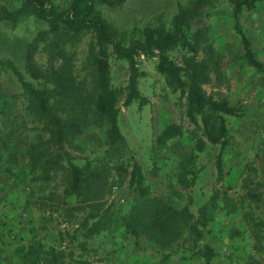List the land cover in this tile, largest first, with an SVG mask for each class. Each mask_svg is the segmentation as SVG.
<instances>
[{
	"label": "rangeland",
	"instance_id": "obj_1",
	"mask_svg": "<svg viewBox=\"0 0 264 264\" xmlns=\"http://www.w3.org/2000/svg\"><path fill=\"white\" fill-rule=\"evenodd\" d=\"M190 1L128 0L117 9L103 5L96 9L113 32L135 39L147 27L169 31L179 6H187ZM20 4L21 0H0V6L9 10L18 9ZM241 22L263 68L247 64L233 29L231 11L221 5L209 23V40L220 66L204 89L237 107L239 116H225L228 133L224 148L207 142L203 153L193 149L191 132L203 133L185 116L186 98L167 85L165 76L156 70V58L137 57L138 67L144 72L139 91L147 102L135 100L126 106L128 65L110 55L111 87L120 95L118 125L127 142V147H111L107 124L91 105L95 95L91 66L94 35L86 32L68 43L65 55L49 53L39 42L34 66L41 76L36 80L26 69V52L40 33L51 38L47 24L34 16L17 24H0V58L13 61L36 87L51 91L49 105L55 114L83 123L84 134L72 145L66 144L65 150L75 164L87 163L97 175L81 197L64 194L69 180L64 164L49 181L31 180L27 150L30 144H43L48 139L45 122L24 97L13 74L0 70V129L20 159L13 177L0 176V264H22V256L38 243L46 251L54 250L49 257L52 264H160L170 252L137 242L123 227L115 226L112 233H100L79 245L89 215L101 214L108 207H126L130 201L127 169L132 160L142 166L151 188L168 195L175 205L188 204L192 199L195 214L208 202L213 189L221 192L218 207L209 209L210 220L202 238L187 237L163 264H202L198 253L205 244L214 250L212 264H264V240L260 251L252 249L251 231L242 221L240 202L248 193H264V4L245 13ZM171 55L180 63V50ZM62 86L64 91L60 92ZM170 124L182 126L185 135L158 142V136ZM219 153L223 177L218 182L215 161ZM191 155L194 159L189 163ZM193 172L197 175L195 186L183 188L178 183L180 178ZM115 186L117 190L113 191ZM256 214L264 216V207Z\"/></svg>",
	"mask_w": 264,
	"mask_h": 264
},
{
	"label": "trees",
	"instance_id": "obj_2",
	"mask_svg": "<svg viewBox=\"0 0 264 264\" xmlns=\"http://www.w3.org/2000/svg\"><path fill=\"white\" fill-rule=\"evenodd\" d=\"M128 0H21L16 10L0 6V24H17L23 19L34 16L45 22L48 33H40L27 47L25 66L33 79H39L41 73L34 66V56L39 42L45 44L49 53L65 55L66 45L83 33L90 32L95 38V53L91 58L95 95L92 106L108 127L107 139L111 147H127L121 133L118 119L120 115V95L111 87L110 55L117 61L128 65V81L124 104L129 106L135 100L146 103L139 91V79L144 76L137 64V57L156 58V70L165 76L167 85L186 98L185 116L189 124L202 131L203 136L194 131L193 149L199 153L206 151L207 142L220 146L226 144L228 133L225 116H239V109L226 99L215 98L204 89L212 81V74L219 70L216 50L209 40L210 20L220 6H227L231 11L233 29L240 38L244 57L249 66L262 69V63L252 50L247 37L242 16L254 10L264 0H191L187 6H179L171 21L169 31L145 28L140 37L129 39L111 30L107 20L97 11V5L111 9L122 7ZM180 50V63L171 53ZM0 70L10 71L22 88V94L45 122L48 139L43 143H32L27 150L29 174L33 181H49L52 174L65 165L68 173V185L64 189L66 196L81 197L92 184L94 170L89 164H75L74 158L65 150V145H72L84 134V125L76 118H66L55 114L49 105L51 91L36 87L28 81L22 71L11 60L0 58ZM62 85V79H60ZM64 86H62L63 88ZM60 87V92L64 91ZM185 130L180 125L170 124L165 127L157 140L164 143L171 138L183 137ZM194 157L189 156V163ZM18 153L11 149L10 139L0 129V176L13 177L19 167ZM64 164V165H63ZM222 154L216 157L217 181L223 177ZM127 188L131 195L126 207L114 209L108 207L101 214L89 215L83 225V241L93 240L100 233L113 232V227H123L137 242H148L161 251H171L187 237L200 240L203 230L209 222L210 208L218 207L221 192L213 189L208 202L198 207L197 213L191 209L192 199L188 204L179 206L171 202L168 195L154 191L148 184L142 166L132 160ZM197 180L196 172L186 177L182 175L179 184L191 189ZM242 221L249 227L254 250L260 251L264 240V216L256 212L264 207V193H248L240 200ZM93 221L89 224V220ZM54 250L46 251L42 243L30 247L22 256V264H52L49 258ZM166 254L160 264L170 257ZM202 264H212L214 250L203 245L198 253ZM79 264H85L79 262Z\"/></svg>",
	"mask_w": 264,
	"mask_h": 264
},
{
	"label": "built area",
	"instance_id": "obj_3",
	"mask_svg": "<svg viewBox=\"0 0 264 264\" xmlns=\"http://www.w3.org/2000/svg\"><path fill=\"white\" fill-rule=\"evenodd\" d=\"M117 190V186L113 187V191H116ZM121 202H125L124 199H121Z\"/></svg>",
	"mask_w": 264,
	"mask_h": 264
},
{
	"label": "crops",
	"instance_id": "obj_4",
	"mask_svg": "<svg viewBox=\"0 0 264 264\" xmlns=\"http://www.w3.org/2000/svg\"><path fill=\"white\" fill-rule=\"evenodd\" d=\"M253 249V248H252Z\"/></svg>",
	"mask_w": 264,
	"mask_h": 264
}]
</instances>
